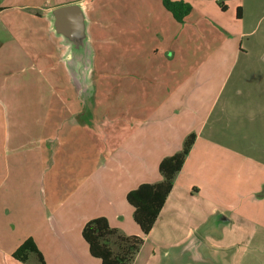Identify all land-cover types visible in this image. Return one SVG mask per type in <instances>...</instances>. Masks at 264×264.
Here are the masks:
<instances>
[{
    "label": "crops",
    "instance_id": "crops-1",
    "mask_svg": "<svg viewBox=\"0 0 264 264\" xmlns=\"http://www.w3.org/2000/svg\"><path fill=\"white\" fill-rule=\"evenodd\" d=\"M172 1L192 5L185 23L163 0H119L117 25L91 0L0 7V264H35L14 258L30 238L46 264H101L83 237L101 217L142 237L128 194L161 182V162L191 134L133 264L182 244L184 264H207L204 242L264 239V0ZM73 6L85 18L79 41L56 26L55 12ZM248 114L261 134L225 133ZM261 247L237 248L234 263L260 260Z\"/></svg>",
    "mask_w": 264,
    "mask_h": 264
},
{
    "label": "trees",
    "instance_id": "trees-1",
    "mask_svg": "<svg viewBox=\"0 0 264 264\" xmlns=\"http://www.w3.org/2000/svg\"><path fill=\"white\" fill-rule=\"evenodd\" d=\"M166 9L180 22L185 23L192 11V5L180 1L163 0ZM225 11L227 7L222 6ZM197 139L191 134L184 142L181 151L165 158L160 164L163 177L159 183H146L128 194V202L134 208V220L142 231V237L125 236L119 229L111 227L108 219L101 217L88 222L83 230V237L89 245L91 255L101 260V264H133L155 223L157 222L166 201L173 190L175 179L181 172ZM264 195V194H262ZM36 255L39 264H46L33 239H28L14 253V258L28 263Z\"/></svg>",
    "mask_w": 264,
    "mask_h": 264
},
{
    "label": "rangeland",
    "instance_id": "rangeland-1",
    "mask_svg": "<svg viewBox=\"0 0 264 264\" xmlns=\"http://www.w3.org/2000/svg\"><path fill=\"white\" fill-rule=\"evenodd\" d=\"M40 1L42 0H0V7H5V6H14L15 4H22V5H35L37 3H40ZM91 2L95 5V6H99L101 4V6H103V10H105V5H107V9L108 7L110 8L109 10H111L112 12H114V14L112 13L113 16V20L112 23L117 25V10H118V3L119 0H91ZM114 8V9H112ZM30 8H27V11H29ZM32 11V10H30ZM116 37L114 38V41H116ZM102 85H104L105 88V82L102 81H93L89 84V87H93V90H97L99 91V89L102 88ZM98 100V98H91V103L92 105H97L96 101ZM116 100V99H114ZM250 115L248 114L246 121H242L240 118L236 119L235 117H232L230 120H228L225 125H224V129H225V133L227 135L232 134L237 136V138L241 137L242 134L243 135H248L250 137H253L254 135L258 136L259 134H261V128H260V123H258L259 119H257V121H254V119L250 120ZM244 122V123H243ZM232 124L233 128H229V125ZM235 133H238L237 135ZM236 138V139H237ZM209 229V228H208ZM223 239V240H221ZM221 240V241H219ZM217 241L214 240H209L208 242H204L202 245V251L204 254H206L208 263L207 264H255L256 262L260 261V263L262 264L264 261V257H261V259L259 260L258 258H252V254L249 253V256H243L241 258H239V261L237 263H234L233 261V257L236 254V250L237 248H247L249 250L254 249L257 252H261V249H263L261 246L264 244V239L263 240H252V241H248V242H243V244L241 245V247H231V248H226L229 245H232L234 243H236L235 241H233L230 237H227V235L225 236V238H220ZM194 243V242H193ZM244 243L246 245H244ZM262 243V244H261ZM239 244H241V242H239ZM186 246L185 245H179L177 248L173 249L174 253L172 255L171 252H169V256L166 257L165 253L162 254L161 259L159 258V263L156 259L152 260V264H184L185 261H183V254L180 253V251H183ZM214 248H218V250L214 249ZM231 249V250H230ZM170 250V249H167ZM165 251V250H164ZM216 252V253H215ZM151 254V245L147 247V250L144 254V257H146L147 254ZM152 255V254H151ZM174 259H178V261L174 260ZM163 260V261H162ZM195 260V259H193ZM31 262L35 263V264H39V260L37 258L36 255H32L31 256ZM149 259H145L144 260V264H148ZM187 262H190L187 260Z\"/></svg>",
    "mask_w": 264,
    "mask_h": 264
},
{
    "label": "water",
    "instance_id": "water-1",
    "mask_svg": "<svg viewBox=\"0 0 264 264\" xmlns=\"http://www.w3.org/2000/svg\"><path fill=\"white\" fill-rule=\"evenodd\" d=\"M55 16L59 33L77 41L85 37V18L78 6L60 8L55 12Z\"/></svg>",
    "mask_w": 264,
    "mask_h": 264
}]
</instances>
